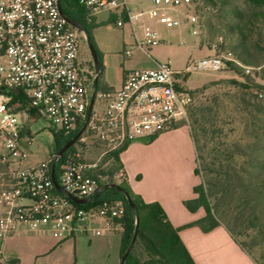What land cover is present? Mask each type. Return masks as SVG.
I'll list each match as a JSON object with an SVG mask.
<instances>
[{
  "label": "built area",
  "instance_id": "built-area-1",
  "mask_svg": "<svg viewBox=\"0 0 264 264\" xmlns=\"http://www.w3.org/2000/svg\"><path fill=\"white\" fill-rule=\"evenodd\" d=\"M79 3L90 20L103 11L118 28L130 29L133 43L124 52L128 59L135 50L151 57V48L161 42L158 32L144 23L146 17L179 26L181 20L167 11L189 7L192 0H152L148 10L132 9L131 0ZM60 4V0H0V264H11L5 243L20 231L39 229L55 238L94 230L101 234L92 226L93 208L76 207L70 197L88 201L78 205L93 202L100 190L94 173L106 155L138 139L151 140L187 126L194 97L182 78L188 73L219 72L226 66L225 59L214 54L190 61L184 70H174L170 63L129 70L118 91L97 89L88 117L99 72L86 67L81 58L86 35L68 22ZM33 116L65 134L85 126L58 175L56 164L71 147L58 159L53 152L47 161L26 166L23 145L33 143L29 126ZM95 144L103 152L92 160L88 155ZM53 169L62 190L53 180ZM102 207L104 216L111 207L108 203ZM113 214L117 213L113 210Z\"/></svg>",
  "mask_w": 264,
  "mask_h": 264
},
{
  "label": "rangeland",
  "instance_id": "rangeland-1",
  "mask_svg": "<svg viewBox=\"0 0 264 264\" xmlns=\"http://www.w3.org/2000/svg\"><path fill=\"white\" fill-rule=\"evenodd\" d=\"M131 7L134 10H148L153 7L152 0H131ZM167 13L180 19L181 25L168 27L158 19H144V23L156 30L161 38V42L151 48V57L135 50L133 57L125 58L126 48L133 43L131 31L128 27L118 28L107 12L96 13L89 20L91 42L103 57L98 91L105 92L108 86L118 87L125 69L170 63L172 69L184 70L190 61L214 54L222 56L226 62L222 71L188 73L182 78L183 86L194 97L193 108L213 106L219 110L218 124L224 130L223 134H227L226 140L230 144L238 145L237 148L248 154H255L257 146L264 147V7H254L245 0H192L191 6L169 9ZM189 16L196 17V21H191ZM254 18L258 21L251 25ZM237 26H243L246 38L239 34ZM81 58L86 67L89 62H94L86 40L82 41ZM96 107H99V102ZM190 122L189 118L184 124L189 127ZM52 130L42 118L31 125L33 143L23 145L28 154L26 166L50 158L54 151ZM102 152V148H97L95 144L88 158L96 160ZM110 157L106 155L99 161L96 174L103 183H107L106 187L122 192L113 185L121 187L124 174L118 170L119 164ZM259 158L262 160L263 155ZM244 168L247 170L249 166L244 165ZM104 203H108L112 209L102 216L100 211L104 209ZM91 208L92 226L101 234L94 230L82 234L84 238L80 240H67L76 236L55 238L52 235L45 237L47 240H39L42 234H47L46 231L24 230L18 233L30 239L12 242L9 251L5 252L6 256L16 260V264L21 263L19 258L23 259L24 264H100V260H97V256L101 255L98 241L108 238V243L104 244L114 251V256L118 255L112 264H122L135 235L127 232L123 223L125 202L122 199L97 202ZM142 214H146V209L142 210ZM147 236L137 235L124 264H178L158 255L154 250L156 238ZM241 240L249 242L248 238ZM21 249L24 253H21ZM16 251L20 254H15ZM254 252L264 264V248H255Z\"/></svg>",
  "mask_w": 264,
  "mask_h": 264
},
{
  "label": "trees",
  "instance_id": "trees-1",
  "mask_svg": "<svg viewBox=\"0 0 264 264\" xmlns=\"http://www.w3.org/2000/svg\"><path fill=\"white\" fill-rule=\"evenodd\" d=\"M245 1L254 7H264V0ZM60 2L62 11L70 19L83 24L89 31L90 39H92L91 28L88 25L89 13L86 8L79 3V0H60ZM257 21L258 19L254 18L250 23L254 25ZM262 22L264 23L263 14ZM237 30L243 38H246L243 26H237ZM96 51L102 70L103 57L99 50ZM105 92H107L106 88ZM218 111L213 106L203 108H193L192 106L189 112L191 120L189 128L196 151L197 167L195 174L200 178V184L194 189L197 197L185 201L184 204L193 213L203 208L206 215L203 219L188 226H199L205 233L211 232L217 227H224L256 264H262V261L255 255L254 249L264 248V147L257 146L255 154L251 155L237 148L238 145L230 144L226 140L227 134H223L224 130L219 127L220 115ZM36 119L38 118L33 116L29 121V126ZM81 128L82 124L76 126L71 134L52 130L53 152L57 153L74 139ZM127 147L122 151L115 152L110 158L119 164L120 154ZM71 150L72 147L57 162V175L66 155ZM261 154L263 155L262 160L259 158ZM244 165H248L249 169L246 170ZM118 170L121 171L120 164ZM94 176L99 181L100 188L107 184L101 181L96 171ZM123 182L121 187L129 194L137 209V216L139 217L138 234L148 235L149 238L155 237L157 243L154 245V250L165 260L177 261L178 264H195L179 237V229L171 225L162 207L157 203H144L141 197L130 189L125 179ZM117 199H122L125 202L123 223L127 232L135 233L136 214L131 209L126 196L115 188L106 187L89 205L75 203L73 205L87 208L97 202L115 201ZM145 209L146 214L143 215L142 210ZM241 238H248L249 242L241 240ZM128 246L129 244L126 248ZM9 260L11 264H16V260Z\"/></svg>",
  "mask_w": 264,
  "mask_h": 264
},
{
  "label": "crops",
  "instance_id": "crops-1",
  "mask_svg": "<svg viewBox=\"0 0 264 264\" xmlns=\"http://www.w3.org/2000/svg\"><path fill=\"white\" fill-rule=\"evenodd\" d=\"M156 63L142 69L154 68ZM134 69H125V72ZM123 79V76H122ZM118 87L108 86L107 92H116ZM141 138L126 148L120 154L119 164L124 179L130 189L141 197L144 203L159 204L164 210L171 225L179 229V237L185 245L195 264H256L245 253L224 227H217L205 233L199 226L193 224L206 215L203 208L193 213L185 206V201L196 198L195 187L200 184V178L195 174L197 167L196 151L188 126H182L171 132L162 134L149 142ZM40 163V162H39ZM38 164V163H36ZM49 233L42 234L39 240H47ZM82 235L67 240H80ZM30 239L16 233L5 243V252L9 251L12 242ZM33 240V239H31ZM109 239H100L101 255L98 263L112 264L114 251L104 244ZM21 253L24 251L21 249ZM15 254H20L16 251ZM20 264H24L19 258Z\"/></svg>",
  "mask_w": 264,
  "mask_h": 264
},
{
  "label": "water",
  "instance_id": "water-1",
  "mask_svg": "<svg viewBox=\"0 0 264 264\" xmlns=\"http://www.w3.org/2000/svg\"><path fill=\"white\" fill-rule=\"evenodd\" d=\"M60 9H61L62 14L65 15L64 12L62 11L61 4H60ZM65 17H66V16H65ZM66 18H67L68 22L71 23L74 27L78 28L79 30H82V31L85 33V35H86V40H87L88 46H89V48H90V51H91L92 57H93V59H94V62H95L96 68H97L98 72H100V71H101V64H100V62H99V60H98L97 52H96V50H95V48H94V46H93V44H92V42H91L90 35H89V31H88V30H87L82 24H80V23H78V22H76V21H73V20H71V19L68 18V17H66ZM97 89H98V79H96L95 84H94V96H93V100H92V103H91L90 108H89V116H88V117H90V114H91V112H92V108H93V104H94V99H95V94H96V92H97ZM86 123H87V122H86ZM84 128H85V126L83 127V129L79 132V134H78L74 139H72L69 143H67L64 147H62V148L57 152V154H56L57 159L60 158V157H62L63 154H64V153H65V152H66V151H67V150H68V149H69V148H70V147H71V146H72V145L78 140V138H79V137L81 136V134L83 133ZM53 180H54V182H55V170H54V169H53ZM55 184H56V186H57V188H58L59 190H62V189L57 185L56 182H55ZM113 186L116 187V188H119V189L125 194V196H126V198H127V200H128V203H129L130 207L132 208V210H133V211L135 212V214H136V231H135L134 238H133V240H132V244H131L129 250L127 251V253L124 255L123 263H122V264H124L125 259H126L127 255H128V252L130 251V249L132 248L133 244L135 243V241H136V239H137L138 226H139V217L137 216V209H136V207H135V205H134V203H133L131 197L129 196V194H128L123 188H121V187H119V186H117V185H113ZM105 187H106V186L100 188V190H99V192L97 193L96 196H98V195L102 192V190H103ZM70 198H71L72 201H74V202H76V203H78V204H87V203H88V201L85 200V199H77V198H74V197H70Z\"/></svg>",
  "mask_w": 264,
  "mask_h": 264
},
{
  "label": "flooded vegetation",
  "instance_id": "flooded-vegetation-1",
  "mask_svg": "<svg viewBox=\"0 0 264 264\" xmlns=\"http://www.w3.org/2000/svg\"><path fill=\"white\" fill-rule=\"evenodd\" d=\"M83 25V24H82ZM84 26V25H83ZM85 27V26H84ZM93 61H94V59H93ZM89 66V67H88ZM87 68H88V70L90 71V68L92 69L90 72H94V73H96L97 74V68H96V65H95V62H89L88 64H87ZM99 76L100 75H98L97 76V78L96 79H98V85H99Z\"/></svg>",
  "mask_w": 264,
  "mask_h": 264
}]
</instances>
